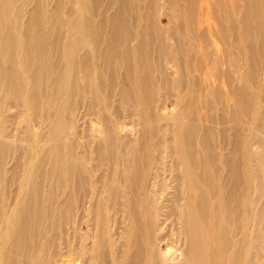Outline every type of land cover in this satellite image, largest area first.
Instances as JSON below:
<instances>
[{
  "label": "bare ground",
  "instance_id": "obj_1",
  "mask_svg": "<svg viewBox=\"0 0 264 264\" xmlns=\"http://www.w3.org/2000/svg\"><path fill=\"white\" fill-rule=\"evenodd\" d=\"M16 1L0 0V104L27 116L16 123L15 141L0 132V158L11 159L13 174L2 181L17 186L11 204L0 195V264H264V0H55V9L72 19L51 14L56 19L47 34L39 15L45 0H35L21 36L5 29L18 22L10 11ZM103 7L113 10L100 22L108 28L104 36L86 15ZM159 15L167 18V36ZM210 20L217 21L218 40L234 50L236 78L220 76L214 57L209 70L197 63L200 45L207 60L214 44L193 31ZM94 41L100 49L91 47ZM169 52L182 69L175 76L164 71L163 62L173 66ZM207 76L224 81L228 94L210 89ZM160 89L164 101L173 91L184 93L172 113L155 115ZM113 99L140 131L129 151L118 149L121 121L111 113ZM41 102L53 117L47 150L30 127L31 117L47 119ZM202 102L204 118L216 105L221 110L203 128ZM230 103L231 112L224 109ZM84 111L101 125L104 147H96L88 172L106 174V191L87 189L72 146L61 145L65 119ZM162 122L170 128L166 141L158 136L165 133ZM71 214L76 226L67 227Z\"/></svg>",
  "mask_w": 264,
  "mask_h": 264
},
{
  "label": "rangeland",
  "instance_id": "obj_2",
  "mask_svg": "<svg viewBox=\"0 0 264 264\" xmlns=\"http://www.w3.org/2000/svg\"><path fill=\"white\" fill-rule=\"evenodd\" d=\"M105 0H102V2L104 3ZM166 1V0H161ZM55 0H45L44 3L41 4L40 7V12L39 15L42 18V20L44 22L47 23L44 32L45 34L48 33L49 30V25L48 23L50 21L55 20L56 18L61 19V20H65V21H69L72 19L71 16H68L67 14H64L62 11L55 9V5L54 3ZM37 5L35 0H17L14 5H12V7L10 8L11 11V15L12 17L15 19V14H18L19 18H18V22L16 20L13 21V23L11 24V26H6L5 29L6 30H15L17 33V36H21L22 33V28L25 26L26 22L28 21V19L30 18V14L31 11L34 9V7ZM75 8H78V6L75 4ZM113 13L112 9H108L107 7H103L100 10V14L94 15V14H89V12L86 14L88 18H90L94 23H98L99 26V30L100 33L102 34V36H104V34H106V32L108 31V28H104L102 27L100 24V22L102 20H104L105 18L109 17L111 14ZM51 14H53L54 16H51ZM146 14V12H145ZM126 15H131V16H135L133 12H129ZM134 28L136 29V22L134 19H131ZM157 21L159 23V25L161 26V28H163L164 30V35L167 36V29L169 28L167 25V18L164 15H159L157 18ZM216 22H214L213 20L207 21V22H202L200 23V29H196L194 34L196 36H199L201 34H204V32L210 36V43L214 44L212 50H210V57L212 55L211 58L207 59L205 58V56L203 55V51H202V46L200 45L199 47V54L197 57V63L202 60V65H203V71L204 70H209L210 69V62L213 61V57L215 58V65L217 70H219V74L220 73H228L230 74L231 77L236 78V73L234 71V68L232 67V59H231V55L234 54V50H227V46H224L223 43H221L218 38L214 35L215 29H216ZM141 25H144L145 22L142 21L140 23ZM136 31V30H134ZM133 31V32H134ZM62 33H60L61 36ZM135 34V32H134ZM63 35V34H62ZM156 35H152L153 41H152V48L153 50H157V44H158V40L155 38ZM60 41V40H59ZM137 40L133 39L132 42L129 43V45H131V47H134V45H136ZM166 42L168 44L171 43V45H174L173 41H169L166 39ZM182 45L184 46V42L182 41ZM191 46H193L191 44ZM246 46L248 47H254L255 49H258L259 46H257V43H253L250 41L246 42ZM91 47L92 48H98L100 49V45H98V42H92L91 43ZM20 53V51H18ZM17 52V53H18ZM169 56L172 57L173 60V66L170 65L169 63H164L163 62V66H164V71L166 73H168L169 75L175 76L176 73L182 71V69L179 67L177 68V65L174 61V56L172 52H169ZM240 59L242 60H246L245 56L240 54ZM51 59V58H50ZM52 60V59H51ZM53 62V60H52ZM153 70L155 71V73L158 75L157 73V66L154 63L153 64ZM54 74L56 73V69H54ZM186 75H188V73H186ZM221 76V74H220ZM261 79L264 77V72H262L259 76ZM208 81H211L210 83V89H214V90H221V93H223L224 95L228 94V87L226 86L224 81H218L217 79L215 80L213 77L211 76H207L206 77ZM212 81H214V83L216 84L215 87L212 86ZM103 82L105 84H107V80L103 79ZM239 83H236V85H238ZM42 88L44 91H48V85L46 82H43L41 84ZM205 87V86H204ZM163 91L160 89L157 91V102L158 105L156 107V114L155 115H159L160 113H172L174 109H176L177 106V102L178 99L180 97H182V95L184 94L183 92L178 93L176 91H173L171 93V96L167 97L164 101V97H163ZM260 99V98H259ZM258 99V100H259ZM257 100V101H258ZM165 102V104H164ZM211 103V100H210ZM111 104V113L114 115V117L116 119H119L121 122L118 121L119 125H120V130L118 132V140H119V144H118V149H121L122 151H129V149L133 146H135V140L138 139L139 135V130L137 129L136 126H134V120H129V118L127 117V115L125 114V112L121 111L118 107H117V99H113L110 101ZM264 104V102L262 103ZM163 107H165L163 109ZM227 107V110L229 112L233 111L232 109V105L231 103L228 106H225L224 109ZM208 106L203 104V102L201 104H199V106H197V112L198 114L201 116V120L198 122L200 127H204L205 126V121L207 122L209 120H213L214 121V117L217 116L219 114V116H221V110H220V106L216 105V110L212 113V116L209 117H203L206 115ZM44 110H47V103L41 102V106H40V116H47V119L42 120L39 117H31V124L30 127L32 129L33 132L35 133H39L40 134V140H39V144L41 146V148H43L44 150H47L50 145L47 144L44 140V135H45V131L48 130L49 126L51 125V122L53 120V117H51L48 114V111L45 113ZM108 112V110H107ZM77 113V112H76ZM26 115L24 110H22V108H18L17 110L14 109H5L2 107V105L0 104V132L2 134H8V136L10 137L8 139V141H15L17 138L20 137V129H19V125L16 126L17 124H20V120L22 119V116ZM107 116H110L108 113H106ZM27 116V115H26ZM15 117V120L12 121V118ZM71 117L70 121L69 119H65V123H66V128L64 129V134L63 137L60 138L61 140V145H65L70 144L73 148V157L75 158V160L77 161V163L79 164V166L82 165V167L84 168V177L87 179L88 181V185H87V189L90 190L91 193H95L98 192L97 187H101L102 191H106V186L108 184V178L106 176V174L104 172H88V168L89 165H95V150L96 147L99 148H103L104 147V142L101 141L100 138V132H101V125L98 124L95 120V118L93 116H91L89 113H87L86 111H84L80 116L77 117ZM6 118H8L9 120L6 121ZM209 123V122H208ZM210 124V123H209ZM211 125V124H210ZM164 127V131L165 133L163 135L160 136V134L158 135L159 138H161L163 141H166L167 139L171 138V133H170V128H169V124H166L165 122L159 123L158 125V129L160 131H162ZM219 126L217 127L218 130ZM230 135V133H229ZM122 137H126L127 140H123ZM142 138V137H141ZM220 142V139H219ZM145 143L147 145V137L145 138ZM153 142H150V144H152ZM66 144V145H67ZM142 145L144 146V143L142 142ZM45 146H47L45 148ZM221 147V146H220ZM23 150V148L21 149V151ZM226 153V151L224 152ZM83 160H87V164L83 161ZM173 160H175V158L173 157ZM102 164L105 163V160L102 159L101 160ZM50 164V157H48L47 160V165H46V169L49 168V164ZM81 164V165H80ZM11 159H5V160H1L0 158V167L3 168V171L0 172V195L5 199V200H9V204H11L14 199H16L15 196V192L17 190V186L15 185V183L11 182L8 185L11 187H7V183L3 182L2 179L4 178H9L11 177L12 171H11ZM87 170V171H86ZM98 179H101L100 181H98V183L96 184V181ZM48 183H45L44 186V192H47V188H48ZM2 190H5L6 193L2 192ZM70 194L71 196L77 199V195L75 193V188L74 187H70ZM101 191V192H102ZM53 196L59 200L60 196H61V190L58 188H54L53 191ZM12 209V207H11ZM55 214L57 217L61 216V212L58 208H56L55 210ZM83 224H85V222H82ZM65 225V224H64ZM1 226V225H0ZM67 227H74L76 226V218L75 215H72L69 217V220L67 222V224L65 225ZM64 226V227H65Z\"/></svg>",
  "mask_w": 264,
  "mask_h": 264
}]
</instances>
